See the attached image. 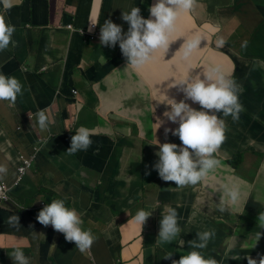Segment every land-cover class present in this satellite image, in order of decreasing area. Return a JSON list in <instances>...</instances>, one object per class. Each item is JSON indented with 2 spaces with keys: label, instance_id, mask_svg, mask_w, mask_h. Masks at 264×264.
I'll use <instances>...</instances> for the list:
<instances>
[{
  "label": "crops",
  "instance_id": "1",
  "mask_svg": "<svg viewBox=\"0 0 264 264\" xmlns=\"http://www.w3.org/2000/svg\"><path fill=\"white\" fill-rule=\"evenodd\" d=\"M154 3L16 0L7 11L15 44L0 52V73L16 77L23 94L15 104L0 102V165L7 169L0 181H15L19 154L40 150L34 170L13 188L9 202H0V264H14L9 254L15 246L31 264H171L165 255L178 260L205 230L215 235L197 250L218 264L264 257V235L256 240L264 232L257 222L264 212V0H196L176 21L184 34L176 30L166 55L158 51L139 70L127 66L118 44L102 46L91 37L90 27L95 23L100 31L107 19L127 32L122 12L136 6L149 18ZM193 34L202 37L200 48L185 61L180 47ZM221 39L224 44L218 46ZM215 66L242 86L245 110L236 122L221 114L227 131L215 154L220 160L215 172L204 182L180 188L163 181L153 167L158 142L181 144L165 131L179 125L164 116L170 109L157 102V90L167 89L179 102L184 94L168 84L185 70L203 74ZM40 110L50 120L45 131L36 126ZM81 126L91 130L92 145L70 155L71 137ZM228 179L241 185L242 196L235 209L221 211L222 192L216 189ZM56 198L75 208L83 228L95 236L89 250L79 251L51 225L37 221L38 212ZM167 207L178 211L181 232L161 243L157 237ZM140 209L152 212L142 228L132 219ZM247 212L254 219L245 227L240 218ZM11 215L19 216V229L6 222Z\"/></svg>",
  "mask_w": 264,
  "mask_h": 264
},
{
  "label": "clouds",
  "instance_id": "2",
  "mask_svg": "<svg viewBox=\"0 0 264 264\" xmlns=\"http://www.w3.org/2000/svg\"><path fill=\"white\" fill-rule=\"evenodd\" d=\"M16 4V0H0V52L14 46L13 35L15 26L6 20V13ZM196 0H155L150 6L149 18L141 15L139 7H132L130 11H123L121 18L129 25L127 32H124L121 25L105 20L100 27V40L102 46L115 48L119 45L123 57L126 58L127 66L133 70H139L144 65L154 60L155 53L169 51L173 41V33L176 31V21L182 12H188L194 8ZM71 31L76 29L72 26ZM93 32L92 28L89 29ZM176 41V40H175ZM202 37L193 34L184 38L182 48V59L187 61L193 52L200 48ZM224 41H218V46H223ZM203 77V78H202ZM177 87L184 94V99L179 102L170 98L166 93L167 89L159 88L160 104L169 106L170 110L164 112V116L172 123H178L171 131L172 135L178 136L181 144L165 142L156 144L158 146V161L153 165L159 177L165 182H172L183 188L194 186L204 182L220 166V160L215 154L226 140L227 124L223 117L231 116L233 122L239 120L240 113L244 106L240 102L242 86L230 75L224 73L219 66L210 67L207 72L192 74L190 70L180 79L173 80L168 88ZM23 85L14 76H6L0 73V102L6 101L15 104L17 97L23 94ZM186 101L198 104L200 109L192 107ZM36 126L41 131L49 128L50 120L45 111L40 110L35 114ZM162 121H159V126ZM92 132L89 128L81 126L71 137V145L67 153L72 155L78 151H86L91 145ZM233 165V164H232ZM6 167L0 165V174L6 173ZM0 183H6L2 181ZM8 185V184H7ZM10 186V185H8ZM10 186L9 198L0 199V202L7 203L12 197ZM221 191L220 210L224 211L227 206L236 208L241 200L242 188L235 181L229 180L220 184L216 191ZM152 212L140 209L132 219L143 227ZM37 221L52 228L64 235L65 240L74 242L76 248L85 252L91 248L95 236L90 229L83 228L81 215L75 208L66 206L64 199H54L46 204L36 217ZM179 213L173 207H167L165 214L160 220V229L157 239L161 243H169L181 232L179 225ZM10 227L19 229V216L11 215L6 221ZM260 228L264 229V212H261L257 220ZM214 230H205L196 234L198 243L192 244L191 251L180 258L173 259L172 255H165L164 259L170 260L171 264H218V261L211 256L206 257L203 252L197 249L207 247L209 240L214 237ZM264 232L256 234L258 241ZM14 264H31L30 258L25 255L21 247L15 246L9 254ZM247 264H264V257L259 262L249 257Z\"/></svg>",
  "mask_w": 264,
  "mask_h": 264
},
{
  "label": "trees",
  "instance_id": "3",
  "mask_svg": "<svg viewBox=\"0 0 264 264\" xmlns=\"http://www.w3.org/2000/svg\"><path fill=\"white\" fill-rule=\"evenodd\" d=\"M179 27V28H178ZM184 26L181 25L179 22L177 23L176 22V30H179L181 34H184ZM83 36H86V34L84 32H81ZM86 41H88V39H86ZM184 42V41H183ZM190 70H185V72L183 73L184 75H186ZM192 71V70H191ZM197 74V73H196ZM39 150H40V146L38 147H34L33 148V151L32 153H29V154H19V162L17 164V177L15 179V181L13 183H8V185L10 186H14V187H18L20 186V183L21 181L24 179V177L30 172V171H33L34 170V165H35V162L37 160V157H38V154H39ZM239 160H241V157L240 158H237ZM236 159V160H237ZM27 160L30 162V165L28 168H26V170L21 173L19 171V168L24 164V161ZM235 160V161H236ZM235 167H237L238 165L237 164H234ZM21 176V177H20ZM2 182V181H0ZM57 199V198H56ZM66 202V201H65ZM67 204V202H66Z\"/></svg>",
  "mask_w": 264,
  "mask_h": 264
},
{
  "label": "built area",
  "instance_id": "4",
  "mask_svg": "<svg viewBox=\"0 0 264 264\" xmlns=\"http://www.w3.org/2000/svg\"><path fill=\"white\" fill-rule=\"evenodd\" d=\"M69 27L73 29L72 26H69ZM92 30L93 32H90L91 37L93 39H94V36L98 38L100 36V32L96 30V26H92ZM80 32H83V31L80 30ZM29 165H30V162L25 160L24 164L19 168V171L23 173L26 170V168L29 167ZM9 190H10V186H8L6 183H0V199L7 200L9 198Z\"/></svg>",
  "mask_w": 264,
  "mask_h": 264
},
{
  "label": "rangeland",
  "instance_id": "5",
  "mask_svg": "<svg viewBox=\"0 0 264 264\" xmlns=\"http://www.w3.org/2000/svg\"><path fill=\"white\" fill-rule=\"evenodd\" d=\"M263 55H264V51H263ZM148 104H150L149 102H147ZM136 136H139L140 133L138 131H136L135 133ZM144 142L150 144L151 141L149 139H144ZM143 158L145 157L144 154L141 155ZM240 178H243V177H240ZM238 179V178H237ZM230 179L227 180V182L229 181ZM239 180V179H238ZM241 181V180H240ZM236 182V181H235ZM219 184H222L219 183ZM253 216L251 215V213L247 212L246 215H243L241 218H240V224H242L243 226L245 227H248L250 225L251 222H253Z\"/></svg>",
  "mask_w": 264,
  "mask_h": 264
}]
</instances>
